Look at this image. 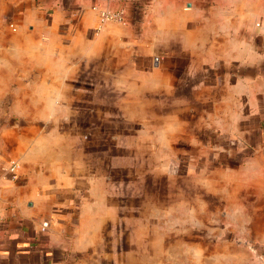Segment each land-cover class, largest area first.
Listing matches in <instances>:
<instances>
[{"label": "crops", "instance_id": "0c3cea01", "mask_svg": "<svg viewBox=\"0 0 264 264\" xmlns=\"http://www.w3.org/2000/svg\"><path fill=\"white\" fill-rule=\"evenodd\" d=\"M16 5L24 12L20 28L3 43L15 62L29 65L16 73L15 91H45L52 100H68L73 90L80 101L89 100L90 89L113 92L116 102L107 106L141 107L137 118H156L157 131H166V118H207L205 144L208 131L221 139L213 164L251 170L252 199L264 219V0H17ZM100 10H122L124 22L101 21ZM132 126L122 119L115 124L119 130ZM5 133L0 132V264H116V259L132 264L134 235H144L145 249L157 243L150 234L159 228L146 225L147 186L137 198L132 186L116 192L114 180L102 173L97 141H79L78 133L62 127L35 130L28 133L29 144L14 139L8 147ZM74 134L78 141L69 142ZM157 139L160 155L165 145L162 135ZM12 159L18 163L13 175L7 168ZM127 182L132 185L126 180L124 187ZM203 186L210 188L207 181ZM180 210L187 211L184 205ZM118 217L124 224L122 247ZM156 248L164 264L169 259L164 242Z\"/></svg>", "mask_w": 264, "mask_h": 264}, {"label": "rangeland", "instance_id": "374dc122", "mask_svg": "<svg viewBox=\"0 0 264 264\" xmlns=\"http://www.w3.org/2000/svg\"><path fill=\"white\" fill-rule=\"evenodd\" d=\"M16 2L0 0V72H4L0 74V132H6L3 143L9 147L15 139L29 144L28 133L68 127L70 133L79 134V141L94 139L100 144L102 173L114 180L111 187L116 192L123 193L132 186L133 197L137 198L148 188L146 225L148 230L159 228V232L150 234L157 243H149L145 249L144 235H134L132 264H159L163 252L156 245L162 242L169 258L164 264H188L192 260L194 264H264V219L258 217L259 204L252 199L256 193L249 185L252 172L220 169L213 164L221 139L215 131H208L211 138L205 144L207 132L202 127L207 118H166V131H157L156 118H137L141 107L107 106L116 102L113 92L90 89L86 92L89 100L80 101L75 99L73 90L68 92V100H52L45 91L13 89L19 79L17 74L22 72L20 68L29 65V61L15 62L12 49L3 43L20 28L24 12L18 10ZM121 119L133 126L116 129L115 124ZM89 122L91 128H83ZM158 135H162L160 141L165 145L160 155L156 153ZM68 141L77 142L76 134ZM118 145L124 147L120 149ZM190 149L191 154L184 152ZM126 180L132 185L127 182L124 187ZM205 181L209 189L203 186ZM205 190L204 206L200 195ZM182 205L187 211L180 210ZM190 205H195L196 210ZM137 219L134 210L133 226ZM116 224L121 245L122 217L117 218ZM114 262L120 263L117 259Z\"/></svg>", "mask_w": 264, "mask_h": 264}, {"label": "built area", "instance_id": "2783aa9c", "mask_svg": "<svg viewBox=\"0 0 264 264\" xmlns=\"http://www.w3.org/2000/svg\"><path fill=\"white\" fill-rule=\"evenodd\" d=\"M99 16L101 21H109L115 20L119 22H124L123 12L122 10L112 11V10H100ZM18 167V163L16 160L12 159L8 163V171L13 175ZM46 222H44L41 226V229H44Z\"/></svg>", "mask_w": 264, "mask_h": 264}]
</instances>
